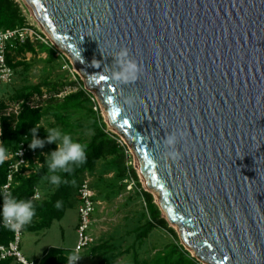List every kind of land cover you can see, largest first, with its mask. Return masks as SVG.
<instances>
[{
  "label": "water",
  "instance_id": "1",
  "mask_svg": "<svg viewBox=\"0 0 264 264\" xmlns=\"http://www.w3.org/2000/svg\"><path fill=\"white\" fill-rule=\"evenodd\" d=\"M23 2L193 257L264 264V0ZM121 49L140 67L136 84L107 78Z\"/></svg>",
  "mask_w": 264,
  "mask_h": 264
},
{
  "label": "trees",
  "instance_id": "2",
  "mask_svg": "<svg viewBox=\"0 0 264 264\" xmlns=\"http://www.w3.org/2000/svg\"><path fill=\"white\" fill-rule=\"evenodd\" d=\"M25 24V16L17 1L0 0V30L15 29ZM37 51L47 54V63L52 62L54 59V51L51 47L44 44H39L36 47L33 42L27 41L7 54V63L15 70L23 65L21 61H18L21 57L23 58L26 53L35 55ZM59 84V82L47 80L36 85L22 87L15 91L7 102L23 101L18 115L9 117L0 115V150H2L0 152V188L5 182L9 164V161L4 158L17 148L18 143L24 136H26L27 142L33 138L31 134L33 128L37 129L35 137L40 140H45L47 129L58 128L62 132L70 134L74 141L85 146L86 151L85 161L82 164L73 165L71 172L58 170L55 173L61 177V182L57 185L51 182V174L45 164L47 154L55 150L56 144L45 143L43 148L35 149L40 165L32 166L28 176L16 175L11 190L12 196L25 201H29V197L35 189L44 190L38 201L31 202L35 215L30 222L22 225V232H40L49 228L53 221L61 220L72 199L77 197V188L86 174L93 178V183L90 182V186L95 191L96 199L100 196L110 198L120 194L125 186L121 182L131 179L139 190L146 208L143 215L145 222L134 230V243L131 245V249L134 248L135 244H141L149 233L156 228L169 232L173 239V242L154 252L149 259H139L136 251H133L132 264H202L177 243V234L168 227L166 220L161 217V211L153 202L152 195L140 188L134 169L132 166L127 165L128 160L124 148L106 131L105 124L100 116L93 120V132L90 138L88 140L83 138L80 131L84 125L81 121H73V115L82 113L93 118L97 114L91 107H88L89 94L83 89L82 84L78 83L79 89L76 91L70 92L62 98H57ZM42 87H46L45 92L49 95L44 100L41 99L43 96ZM34 97L39 98L36 101L37 108H30L26 101ZM43 102L49 106L43 108ZM5 104V102H0V114L2 109L5 108ZM49 116H52L53 123H49L47 127L42 126L41 122ZM110 173H112L110 179H103L104 176ZM12 238L13 230L2 225V219H0V245L7 244ZM123 252H127V250L121 251L115 245L102 242L85 251L83 257L86 258L85 253L88 258L99 255L101 258L96 264H115L116 259ZM68 258L69 256L64 253L63 249L55 247L44 251L43 255L35 259L34 262L36 264H69ZM0 264L20 263H17L13 258H8L1 261Z\"/></svg>",
  "mask_w": 264,
  "mask_h": 264
},
{
  "label": "rangeland",
  "instance_id": "3",
  "mask_svg": "<svg viewBox=\"0 0 264 264\" xmlns=\"http://www.w3.org/2000/svg\"><path fill=\"white\" fill-rule=\"evenodd\" d=\"M15 1L18 2L22 9L28 27L34 29L37 35L41 37V39L33 42L35 46L38 47L39 44H44L47 47H51L54 51V59L52 62L47 63L46 53L38 51L35 55L26 53L23 58L21 57L18 60L21 61L23 65L14 70L11 81L9 83H0V102L7 103L10 96L24 86L36 85L47 80L60 83L56 95L57 98H62L66 94L76 91L79 89L78 83H81L83 89L89 94L88 107H91L97 114L93 116V118L82 113L73 115V121H81L84 125L83 129L80 131V133L83 134V138H85V140L90 138L93 132V120L96 119L97 116H100L102 122L105 124L106 131L116 139L118 144L122 143L124 145L122 147H124L125 153L127 152V164L129 163L128 165L132 166L134 169L140 188L152 195L153 202L158 207L157 198L154 193L143 185V178L136 166V160L132 150L127 145L124 138L108 124L95 93L86 89L83 77L77 71L69 57L62 52L55 42L47 35L23 0ZM41 90L44 100L49 95L45 92L46 87H42ZM48 106L49 105L43 102V108H47ZM49 123H53L52 116L45 118L41 122V125L47 127ZM111 176L112 173L107 174L103 179H110ZM84 178H87L89 182L93 183V178L88 174H86ZM121 183L125 186L120 194L110 198H102L100 196L101 198L98 197V199H96L97 206L92 217L91 229L95 237V245L107 242L111 245H115L118 250H127V252H123V254L116 259L115 264H132L131 256L133 251H136L139 259H149L154 252L163 249L167 244L173 242V239L169 232L156 228L149 233L148 237L143 240L141 244H135L134 248L131 249V245L134 243V230L145 222L143 215L146 208L144 200L133 181L128 179ZM39 192L42 195L44 190H40ZM76 208L77 200L73 198L64 217L59 221H53L49 228L40 232L23 231L20 243V252L22 255L28 260L34 261L40 258L44 251L55 247L63 249L67 256L72 255V250L77 241L75 232L77 224ZM161 217L165 219L162 212ZM167 224L168 227L177 234V243L193 257V252L182 243L177 228L168 222ZM84 256L86 258H83V264H96L101 258L99 255L94 258H88L86 253Z\"/></svg>",
  "mask_w": 264,
  "mask_h": 264
},
{
  "label": "built area",
  "instance_id": "4",
  "mask_svg": "<svg viewBox=\"0 0 264 264\" xmlns=\"http://www.w3.org/2000/svg\"><path fill=\"white\" fill-rule=\"evenodd\" d=\"M38 39H41V37L37 35L34 29L28 27V24L15 29L0 30V83H9L14 74V70L7 63V54L12 52V50L17 46L22 45L27 41L34 42ZM41 99H43V96ZM37 100H39V98L34 97L26 101V104L30 108H37ZM22 103V100L6 103L5 108L2 109L0 115L6 117L18 115ZM31 140L27 142V138L24 136L23 139L18 143L17 148L4 158L5 160L9 161V164L6 171L5 182L0 188L2 203L3 200L9 194H11L14 178L16 175L28 176L31 172L32 166L40 165L36 150H32L28 147V143H30ZM119 144L120 146H124L122 143ZM95 196V191L91 188L89 180L87 178H83L77 188L78 205L77 224L75 227L77 241L72 250V255L82 257L85 251L89 250L93 245H95V237L91 229L92 217L97 206V200ZM40 198L41 194L39 190L35 189L33 194L29 197L28 202L31 203L32 201H38ZM2 225L8 226L13 230V238L7 244L0 245V262L8 258H13L17 263L20 264H36L34 261L28 260L26 257H24L20 252L22 225L13 227L11 224H8L3 220ZM83 258L84 257L77 261L76 264H83Z\"/></svg>",
  "mask_w": 264,
  "mask_h": 264
},
{
  "label": "clouds",
  "instance_id": "5",
  "mask_svg": "<svg viewBox=\"0 0 264 264\" xmlns=\"http://www.w3.org/2000/svg\"><path fill=\"white\" fill-rule=\"evenodd\" d=\"M115 59L116 63L120 66V71L111 74L110 77L107 78L123 85L136 84L140 77V67L135 61L128 58L127 49H121L117 53ZM96 65L99 67L97 62ZM101 78L105 79L106 77ZM36 131V128L31 130L33 138L31 142L28 143L30 149L35 150L37 148H43L45 143L56 144L55 150L47 154L45 164L48 172L51 174V182L58 185L61 182V177L55 173L58 170L71 172L73 165L82 164L86 158L85 146L74 141L70 134L62 132L58 128L47 129L45 140L36 139ZM174 143L175 137L170 136L167 139V144L173 145ZM0 152H2V150H0ZM169 156L173 159L177 158L175 153H169ZM34 215L35 210L30 202L17 199L11 194L0 204V219L11 224L13 227L30 222ZM81 258L82 257L77 255H70L68 258L69 264H76Z\"/></svg>",
  "mask_w": 264,
  "mask_h": 264
},
{
  "label": "crops",
  "instance_id": "6",
  "mask_svg": "<svg viewBox=\"0 0 264 264\" xmlns=\"http://www.w3.org/2000/svg\"><path fill=\"white\" fill-rule=\"evenodd\" d=\"M76 195H77V193H76ZM75 199L77 200V205H78V198L76 197ZM76 212H77V208H76Z\"/></svg>",
  "mask_w": 264,
  "mask_h": 264
},
{
  "label": "bare ground",
  "instance_id": "7",
  "mask_svg": "<svg viewBox=\"0 0 264 264\" xmlns=\"http://www.w3.org/2000/svg\"><path fill=\"white\" fill-rule=\"evenodd\" d=\"M49 36V35H48ZM143 185H144V187H145V183H144V180H143Z\"/></svg>",
  "mask_w": 264,
  "mask_h": 264
},
{
  "label": "snow or ice",
  "instance_id": "8",
  "mask_svg": "<svg viewBox=\"0 0 264 264\" xmlns=\"http://www.w3.org/2000/svg\"><path fill=\"white\" fill-rule=\"evenodd\" d=\"M102 79V78H101Z\"/></svg>",
  "mask_w": 264,
  "mask_h": 264
}]
</instances>
